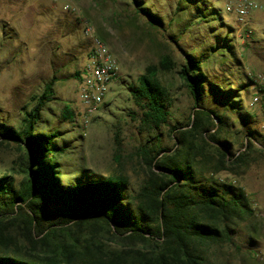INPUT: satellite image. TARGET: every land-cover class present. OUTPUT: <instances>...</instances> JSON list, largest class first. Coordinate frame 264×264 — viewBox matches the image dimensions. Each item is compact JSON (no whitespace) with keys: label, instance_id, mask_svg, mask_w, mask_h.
I'll list each match as a JSON object with an SVG mask.
<instances>
[{"label":"rangeland","instance_id":"374dc122","mask_svg":"<svg viewBox=\"0 0 264 264\" xmlns=\"http://www.w3.org/2000/svg\"><path fill=\"white\" fill-rule=\"evenodd\" d=\"M73 1L79 13L68 11L62 0H0V123L19 128L56 77L53 99L42 112L38 130L59 134L57 142L65 152L57 160L64 183L84 174L120 175L128 179V194L140 191L149 173L140 157L142 147L151 141L167 148L166 155L173 154L177 141L170 127L186 126L196 111L180 74L185 54L203 60L202 69L210 82L236 91L264 144V0H255L260 6L246 27L252 31L249 37L247 29L227 12L224 0H207L210 7L220 10L221 20H216V15L213 21L196 19V8L181 0H137L139 4L135 0ZM141 8L163 23H153ZM84 19L119 64L106 101L88 126L78 115L77 92L79 74L89 64L91 49ZM224 37L227 47L220 49ZM165 56L177 64L173 71L159 74L171 95L169 125L147 133L141 127L142 111L132 88L139 85L138 78L149 65H158ZM225 114L229 127L221 137L233 144L234 153L244 152L245 127L237 114ZM263 148L258 145L250 151L248 165L239 167V174L221 172L215 176L243 188L254 215L233 227L230 242L193 239L199 263L264 264ZM23 153L15 144H0V176L19 170ZM209 153L216 155L213 148ZM16 178L20 181L22 175L16 174Z\"/></svg>","mask_w":264,"mask_h":264},{"label":"trees","instance_id":"16d2710c","mask_svg":"<svg viewBox=\"0 0 264 264\" xmlns=\"http://www.w3.org/2000/svg\"><path fill=\"white\" fill-rule=\"evenodd\" d=\"M181 1L196 8L198 20H221L220 10L207 0ZM139 11L153 23H163L151 11ZM221 41L218 47L226 48L227 38ZM185 57L180 74L196 111L186 126L170 127L177 141L173 154L166 155L167 148L151 141L142 147L140 157L149 173L136 195L128 194V179L120 175L84 174L71 183L62 181L57 157L65 150L57 142L59 134L38 130L56 77L19 128L0 123V144L24 151L19 170L0 176V264H201L193 239L232 240L233 227L254 210L243 188L215 176L239 174L250 151L264 144L236 91L210 82L203 60ZM176 66L165 56L158 65H149L132 88L147 133L169 125L171 95L159 74ZM226 112L237 114L245 127L244 152L234 153L233 144L221 137L229 127ZM16 174L22 175L20 181Z\"/></svg>","mask_w":264,"mask_h":264},{"label":"built area","instance_id":"2783aa9c","mask_svg":"<svg viewBox=\"0 0 264 264\" xmlns=\"http://www.w3.org/2000/svg\"><path fill=\"white\" fill-rule=\"evenodd\" d=\"M68 11L77 12L78 8L73 0H62ZM226 10L235 17L238 25L243 26L247 37L252 33L248 27L249 19L258 9L260 4L255 0H224ZM79 13V11H78ZM84 34L91 41L89 51V64L79 76L78 115L83 119V125L88 126L93 116L106 101L111 84L118 75L119 64L110 47L99 37H96L88 20H82ZM257 100V99H256Z\"/></svg>","mask_w":264,"mask_h":264}]
</instances>
